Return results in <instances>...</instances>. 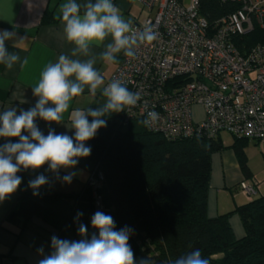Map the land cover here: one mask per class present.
<instances>
[{
	"label": "trees",
	"instance_id": "obj_1",
	"mask_svg": "<svg viewBox=\"0 0 264 264\" xmlns=\"http://www.w3.org/2000/svg\"><path fill=\"white\" fill-rule=\"evenodd\" d=\"M238 6L231 1L198 0V12L210 24ZM234 43L242 54L264 43V26L255 25L250 32L234 37ZM121 117L122 112L106 117L107 126L85 142L91 148L86 158L103 175L96 190L102 208L96 209L93 191L87 185L77 194L22 193L6 218L7 224L17 227L15 236L32 217H38L55 228L60 239H81V223L87 226L90 238L94 232L98 235L91 218L96 211H102L113 217L116 230L125 226L133 230L129 244L137 264L142 257L149 258L151 264H171L194 249H200L209 264H264V195L216 217L207 215L211 155L224 148L219 136L169 140L148 130L142 120H133L123 127ZM234 138L230 147L244 180L250 179L244 151V144L250 139ZM9 140L18 142V138ZM4 143L0 139V145ZM60 197L73 199L66 216L45 205ZM78 212L83 213L79 218ZM232 214L241 221L243 237L236 238L232 231ZM52 251L50 248L47 255Z\"/></svg>",
	"mask_w": 264,
	"mask_h": 264
},
{
	"label": "clouds",
	"instance_id": "obj_2",
	"mask_svg": "<svg viewBox=\"0 0 264 264\" xmlns=\"http://www.w3.org/2000/svg\"><path fill=\"white\" fill-rule=\"evenodd\" d=\"M83 9V11H82ZM63 31L66 41L72 45L67 54L61 53L56 62L48 63L40 78L32 87L33 95L38 97L35 105L28 110L15 108L0 113V138H18V142L0 145V202L9 198L22 183L17 175L21 170L40 169L45 164L48 170L58 175L61 168H75L79 158L88 157L91 148L86 141L94 138L98 129L106 127V117L124 112L136 106L139 92H132L120 79H113L102 88L105 103L97 108H76L70 114V129L74 136L56 134L49 130L45 136L35 123L37 118L46 122L62 123L64 114L69 111L70 102L81 96L87 87L95 94L104 85V76L95 67L97 61L107 64L118 62V54L134 57L136 48L143 43L157 39L151 26L139 30L130 19H125L121 9L113 0H86L81 5L76 0H66L60 5ZM110 38V40H109ZM14 41L13 47L27 50L25 37L17 38L13 31L0 30V64L11 70L14 65L27 63L21 60L18 52L10 53L6 41ZM107 41V42H106ZM102 48L98 54L94 51ZM158 114L149 112V120L157 119ZM91 117V121L89 120ZM149 121H145L148 123ZM26 131L28 135H23ZM74 172L62 177L64 183H71ZM48 178L40 174L28 182L33 195L48 184ZM83 213H77V218ZM91 225L98 231L90 238L88 228L81 223L78 234L81 239L70 241L55 235L51 238L53 251L43 256L38 264H137L129 244L132 229L125 226L116 230L111 215L96 211ZM138 264H151L149 258L142 257ZM171 264H209L200 249H194L171 261Z\"/></svg>",
	"mask_w": 264,
	"mask_h": 264
},
{
	"label": "built area",
	"instance_id": "obj_3",
	"mask_svg": "<svg viewBox=\"0 0 264 264\" xmlns=\"http://www.w3.org/2000/svg\"><path fill=\"white\" fill-rule=\"evenodd\" d=\"M147 12L139 30L151 26L157 39L140 44L134 57L123 56L115 71L104 76L107 86L120 79L139 92L136 106L122 112L121 124L142 120L146 128L166 139L207 137L221 132L264 144V43L240 53L234 37L264 26V0H221L238 8L208 23L198 11V0H135ZM203 117L195 120L193 108ZM158 114L149 120L148 113ZM149 121L145 123V121ZM103 175L94 166L86 185L96 190ZM238 189L247 198L257 195L255 178L242 180Z\"/></svg>",
	"mask_w": 264,
	"mask_h": 264
},
{
	"label": "crops",
	"instance_id": "obj_4",
	"mask_svg": "<svg viewBox=\"0 0 264 264\" xmlns=\"http://www.w3.org/2000/svg\"><path fill=\"white\" fill-rule=\"evenodd\" d=\"M65 2L66 0H0V30L13 31L17 38L25 37L27 43L25 51L14 48L12 40L5 42L10 53L18 52L21 60L26 58L27 63L23 66L17 63L11 70L0 64V113L15 108L19 114L21 109L28 110L33 107L38 97L33 95L32 87L38 82L41 72L48 63L56 62L61 53L67 54L72 47L66 41L60 13V5ZM76 2L83 5L86 0ZM113 3L121 9L124 18L132 20L133 24L142 23L147 15L146 10L135 0H113ZM94 51L98 54L103 49L96 48ZM123 56V53L118 54V62L115 64L98 60L95 67L103 76L109 77ZM105 100L102 90L98 88L96 93L92 94L86 87L81 96L73 98L70 102L69 111L64 114L62 123H50L40 118H37L35 123L45 136L49 130H54L56 134L74 136L75 130L69 128L71 112L76 108L87 109L93 104H103ZM194 108H198L202 113L201 107ZM202 117L203 113L194 119L198 121ZM22 134L28 135L26 131ZM0 139L8 142V138ZM222 144L224 148L211 155L207 195V215L211 218L230 212L236 206L264 195V150L260 149V153L252 154L247 149L244 150L250 177L259 182L258 194L247 198L238 189V184L244 180L245 175L240 169L235 153L229 144ZM92 169L93 164L85 157L79 158L75 168H61L58 175L48 170L47 164L40 169L21 170L17 173L22 177L21 185L9 198L0 202V264H38L43 258L38 250L43 248V254L47 255L51 248V238L57 235L55 228L38 217H32L18 237L14 234L17 227L7 224L6 218L17 204L20 194L33 195L28 182L43 174L49 183L39 189V195L77 194L85 188ZM69 172L75 173L72 182L64 183L62 177ZM45 205L55 213L66 216L73 207V199L60 197ZM229 223L236 238L244 236L237 214L231 215Z\"/></svg>",
	"mask_w": 264,
	"mask_h": 264
},
{
	"label": "rangeland",
	"instance_id": "obj_5",
	"mask_svg": "<svg viewBox=\"0 0 264 264\" xmlns=\"http://www.w3.org/2000/svg\"><path fill=\"white\" fill-rule=\"evenodd\" d=\"M188 2L189 0H183L184 5H187ZM193 114H194V118H199L202 113L198 108H194ZM219 138L222 143H226L229 145H231L235 140L234 136L228 134L227 132H221L219 134ZM244 149H247V151L251 152V154L260 153V149L264 150V144L259 142L255 143L254 140L250 139L244 144Z\"/></svg>",
	"mask_w": 264,
	"mask_h": 264
}]
</instances>
